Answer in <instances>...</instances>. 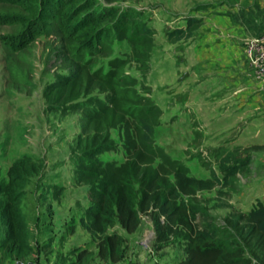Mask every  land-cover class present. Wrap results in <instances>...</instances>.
<instances>
[{
	"label": "trees",
	"instance_id": "1",
	"mask_svg": "<svg viewBox=\"0 0 264 264\" xmlns=\"http://www.w3.org/2000/svg\"><path fill=\"white\" fill-rule=\"evenodd\" d=\"M125 0H0V34L5 66L18 77L16 59L37 37L52 36L51 46L60 69L42 87L44 109L61 113L79 110V132L69 145L73 181L87 186L88 203L80 225L95 239L96 255L118 261L123 236L119 224L135 231L142 216L150 218L154 246L176 240L184 256L175 264H264V203L248 208L228 204L218 220L207 207L202 191L218 194L237 190L238 173H247L252 148L217 146L206 156L196 154L208 169L196 176L182 160L155 140L162 107L151 96L147 81L154 29L138 9L119 4ZM188 33L198 26L190 22ZM126 41L127 53H114L116 41ZM133 65L137 75L127 67ZM116 129L119 143L112 135ZM195 135H200L195 129ZM123 159H104L116 151ZM243 150V153H240ZM214 156L217 169L209 156ZM41 161L30 152L13 159L0 176V245L4 258H22L31 252L21 200L29 177L39 175ZM54 197L62 185L52 183ZM93 251L80 249L68 264H86Z\"/></svg>",
	"mask_w": 264,
	"mask_h": 264
},
{
	"label": "rangeland",
	"instance_id": "2",
	"mask_svg": "<svg viewBox=\"0 0 264 264\" xmlns=\"http://www.w3.org/2000/svg\"><path fill=\"white\" fill-rule=\"evenodd\" d=\"M119 4L138 9L154 29L147 81L151 96L163 110L155 127L156 142L185 162L196 176L209 174L196 157L199 152L207 156L217 146L262 145L249 150L250 170L238 173L236 191L229 195L211 189L202 194L208 197L207 207L218 220L229 210L228 204L248 209L260 201L259 197L264 199V135L257 130L254 141L247 131L240 137L248 115L236 119L230 112L217 113L230 107L229 92L236 71L245 72L239 64L248 63L250 36L242 44L234 40L244 29H254L257 20L263 21L264 16L256 14L264 13V0H125ZM187 19L198 21L190 33ZM11 29L8 24L0 25V34ZM202 38L208 41L206 48ZM54 43V37L41 35L30 43L16 59L19 75L14 80L0 46V176L6 179L10 162L23 152L33 153L43 165L39 175L29 177L21 200L31 252L19 259L4 258L0 245V264H68L83 247L93 251L86 264H175L184 256L182 241L156 248L146 215L133 232H126L119 224L112 227L124 238L118 261H104L96 255L95 239L79 223L88 203L87 186L74 183L69 162V145L80 130V111L44 109L42 87L60 69L51 49ZM128 51L126 41L115 42L114 53ZM127 70L137 75L133 65ZM263 119L260 115L257 121L263 123ZM262 127L264 123L258 129ZM111 135L121 142L116 129ZM100 155L120 161L123 149L119 144L118 150ZM209 159L217 169L214 156ZM52 183L63 186L59 197H54Z\"/></svg>",
	"mask_w": 264,
	"mask_h": 264
},
{
	"label": "crops",
	"instance_id": "3",
	"mask_svg": "<svg viewBox=\"0 0 264 264\" xmlns=\"http://www.w3.org/2000/svg\"><path fill=\"white\" fill-rule=\"evenodd\" d=\"M256 16H264V13H257ZM251 35H264V19L263 21L257 20L254 25V29L248 28V30L244 29L243 33H238L237 40L234 41L242 44V40L248 38V36H250L249 38L254 37ZM207 42L208 41H203L202 38V46L204 48L207 47ZM205 57L207 58V55ZM239 66V68H241L245 72L236 71L237 75L233 79V87L229 92L232 99L231 103L229 104L230 109H223L222 111H217V113L223 112L226 114L230 112L235 115L236 119H245L246 117L244 116L248 115L249 119L244 123L243 128L239 134L240 137H243L244 133L247 131L248 137L254 141L255 138L258 139V137H254L255 133H257V130L260 131V135H264V127L261 128L262 130L258 129V126L264 123V119L263 123L257 121V118L260 117V115L264 116V76L257 77L256 75H254L252 69L249 66V63H243L242 65L239 64ZM248 67L250 68V70H248ZM241 73L245 74L241 75ZM203 98L204 96H202V99ZM240 137L237 136V139ZM253 141L249 140L250 145L254 144ZM259 198L260 201L264 203V199H262L261 197Z\"/></svg>",
	"mask_w": 264,
	"mask_h": 264
},
{
	"label": "built area",
	"instance_id": "4",
	"mask_svg": "<svg viewBox=\"0 0 264 264\" xmlns=\"http://www.w3.org/2000/svg\"><path fill=\"white\" fill-rule=\"evenodd\" d=\"M246 51L254 75L264 76V35L249 38Z\"/></svg>",
	"mask_w": 264,
	"mask_h": 264
}]
</instances>
